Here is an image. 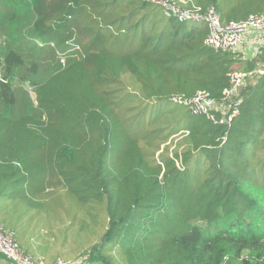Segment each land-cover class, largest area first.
<instances>
[{
	"label": "trees",
	"instance_id": "trees-1",
	"mask_svg": "<svg viewBox=\"0 0 264 264\" xmlns=\"http://www.w3.org/2000/svg\"><path fill=\"white\" fill-rule=\"evenodd\" d=\"M154 1L0 0V203L26 194L0 227L35 262L264 264V74L231 123L165 104L204 90L220 119L229 74L264 49L216 53ZM185 2L264 17V0Z\"/></svg>",
	"mask_w": 264,
	"mask_h": 264
},
{
	"label": "built area",
	"instance_id": "built-area-1",
	"mask_svg": "<svg viewBox=\"0 0 264 264\" xmlns=\"http://www.w3.org/2000/svg\"><path fill=\"white\" fill-rule=\"evenodd\" d=\"M154 3L163 9L167 17L174 18L180 23L206 24L208 35L205 46L216 53H241L244 58H254L264 49V17L250 16L244 21H232L223 24L220 14L214 9H187L185 0H155ZM253 51L252 56H247ZM257 74H264V68L256 71H233L229 74V85L223 90V103L220 104L222 117L218 119L213 111L218 110L219 104L212 95L204 90L197 91L191 97L175 96L172 102L189 107L196 116H209L214 124L231 123L239 115L242 99L239 98L241 89ZM235 98H239L235 100ZM0 253L16 264H79L64 259L53 263L35 262L19 247L13 232L0 227Z\"/></svg>",
	"mask_w": 264,
	"mask_h": 264
},
{
	"label": "rangeland",
	"instance_id": "rangeland-1",
	"mask_svg": "<svg viewBox=\"0 0 264 264\" xmlns=\"http://www.w3.org/2000/svg\"><path fill=\"white\" fill-rule=\"evenodd\" d=\"M157 14L163 15L160 9L157 10ZM193 24H199V23H190L189 22V23H187V28H190ZM246 55L247 56H252L253 55V51H248ZM165 104L167 105L168 108H174V107H176L175 103H173V102H170V103L167 102ZM152 113H153V115H155V116H153V121L155 120L156 124H161L164 121V119H165V115L164 114L157 113V110H155V109H152ZM146 124L147 123H146V121L144 120V117H143V120L141 121V124L140 125L146 126ZM140 129H144V128H140ZM118 161H119V159H117L116 163ZM107 164L110 165L111 164V160H108ZM114 164L115 163H113L112 165H110L111 168L114 166ZM110 166H109V168H110ZM178 166L180 168H183V166H182L181 163H179ZM15 191L18 192L17 196H15V194H12V192H8L7 195H6V197L1 200V203H0L1 204V212H3V215L5 217L8 216V209L10 208V206L12 204H14L16 198H17V200H19L18 197H26V194L24 196V192H23V190L21 191V188L20 187H16Z\"/></svg>",
	"mask_w": 264,
	"mask_h": 264
},
{
	"label": "crops",
	"instance_id": "crops-1",
	"mask_svg": "<svg viewBox=\"0 0 264 264\" xmlns=\"http://www.w3.org/2000/svg\"><path fill=\"white\" fill-rule=\"evenodd\" d=\"M55 182H56V184H57V180L55 179ZM55 189L53 188V187H51V188H48L47 189V192H52V191H54ZM52 207H53V209L55 210L56 208H57V203H55V204H53L52 205ZM10 216V215H9Z\"/></svg>",
	"mask_w": 264,
	"mask_h": 264
}]
</instances>
